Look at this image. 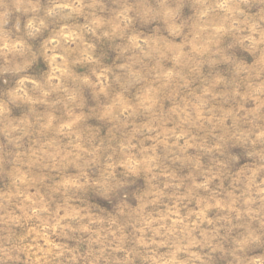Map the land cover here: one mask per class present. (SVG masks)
Returning a JSON list of instances; mask_svg holds the SVG:
<instances>
[{
  "label": "clouds",
  "instance_id": "9594fccd",
  "mask_svg": "<svg viewBox=\"0 0 264 264\" xmlns=\"http://www.w3.org/2000/svg\"><path fill=\"white\" fill-rule=\"evenodd\" d=\"M0 264H264V0H0Z\"/></svg>",
  "mask_w": 264,
  "mask_h": 264
}]
</instances>
